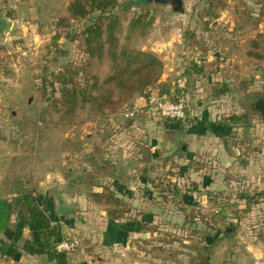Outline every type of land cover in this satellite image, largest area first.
<instances>
[{
  "label": "rangeland",
  "instance_id": "rangeland-1",
  "mask_svg": "<svg viewBox=\"0 0 264 264\" xmlns=\"http://www.w3.org/2000/svg\"><path fill=\"white\" fill-rule=\"evenodd\" d=\"M46 1L42 0L45 12L26 13L25 19L13 9L10 13L0 9V15L6 13V18L13 23L10 32L0 39V182L6 181V186L12 187L16 173L25 171L28 174L33 172L32 178L39 185L48 180V176L50 184H55L56 176L59 175L65 181L64 199L72 207L80 208L78 214L74 213V216L77 215L75 230L69 233L64 230L61 237L62 240L77 244L75 252L71 253L76 255L73 264H112L114 260L120 261L122 258L123 264H137L140 253L135 248H127L130 241L137 240L135 236L122 232L120 227L117 229L112 226L103 214L104 208L88 203V195L92 184L105 183L96 175L100 173L99 167L104 170L105 163L111 164V159L106 155L112 152L115 157L119 156V170L121 167L128 170L127 182L135 176L136 171L141 174L144 168H154V177L169 178L164 163L148 160L146 150L157 146L156 152L161 156L165 154L163 130L158 139L152 128L156 123L171 121L154 118L146 113V109H136L134 116L128 115L129 110L135 109V99L141 96H136L131 103L116 112L106 110L102 115L91 103H87L74 116L68 115L60 101L62 84L56 77L68 71L75 72V83L86 91L91 89L96 80L103 84L112 72L109 45L105 46L102 58H91L87 53L83 33L96 22L99 13L85 20L70 21L67 28H59L61 19H69L68 7L74 0ZM67 2L69 5L65 8ZM118 3L119 7L113 14L120 19V28L116 33L119 51L130 48L153 53L160 59L153 50L155 45L175 40L176 47L173 45L170 51L173 55L177 58L193 56L188 65L190 73L197 66L195 60L217 54L219 66L208 68L214 73L217 69V76L209 77V80L206 78L205 84L217 86L212 89L215 92L224 84L231 90V83L243 92L240 96L233 92L234 101L230 100L225 107H218L216 119L248 114L250 124L256 127L258 134L256 142L251 139L252 147H249L243 144L246 135L242 131L238 138L231 130L224 132L217 127L216 132H212L206 129L205 134L210 137L209 147L213 151L205 153L199 165H194L193 169L202 170L206 177L213 179V184L207 192L196 190V193L192 191L189 194L194 204L188 203L192 204L188 211L200 218V228L196 235L183 233L182 223H174L180 208H177L176 202H171V199L167 203L159 200L157 192L146 196L148 201L144 213L133 212L132 218L136 216L151 222L158 231L155 235H145L141 246L145 251L142 264H220L223 259H232L233 239L225 233L230 234L234 230L235 238L240 240V236L246 241L254 227L249 214H264V202L256 205L242 199V196H253L254 192L264 190L263 117L260 112L252 109L253 104L264 98V60L248 55L254 52L264 56V0H221L220 4L215 1L213 5L210 0H181L178 3L180 5L173 0H118ZM175 6L182 7L183 13L175 12ZM47 10L52 12L48 13ZM209 14H216L218 18ZM140 17L146 23L151 22V27L145 35L140 31L130 35V24ZM220 21H235L236 27L217 30L214 23ZM207 22L209 26L205 24ZM259 23H263L262 28ZM240 24L246 26L241 28ZM58 34L61 39L58 47H55L54 38ZM107 38L105 33L103 41ZM238 42L242 43L237 55L239 70L237 66L234 69L233 63L227 58L232 55ZM254 42L259 47H254ZM254 62H258V68L254 67ZM240 74H244V77H240ZM178 77L174 79L175 92L178 81L188 79L185 74ZM159 83L152 90L156 89L157 94L162 92L171 96L173 87L163 88L161 85L160 88ZM247 88L250 93L244 92ZM246 140L248 142V138ZM239 142L241 156L236 157L239 165L243 167V164H248L251 156L256 153L257 165L254 163V167L258 178H252L253 175L249 178L247 174L242 177L233 171V148ZM216 146L225 147V152L220 154ZM220 169H227V172ZM109 171H112L110 165ZM171 177L178 179L176 174ZM77 182L80 185H76ZM181 184H187L183 187L184 193L192 190L187 181H181ZM194 194H198V199L193 197ZM159 217L161 220L157 219ZM170 217L175 220H170ZM240 230L245 233L241 234L238 232ZM118 245L123 248L114 252L108 249L109 246Z\"/></svg>",
  "mask_w": 264,
  "mask_h": 264
},
{
  "label": "crops",
  "instance_id": "crops-1",
  "mask_svg": "<svg viewBox=\"0 0 264 264\" xmlns=\"http://www.w3.org/2000/svg\"><path fill=\"white\" fill-rule=\"evenodd\" d=\"M44 1V0H43ZM46 1V0H45ZM48 3V1H46ZM69 5V2L65 4V8H67ZM41 6L43 8H41ZM0 9H3L10 13V11L15 10L17 11V14L24 18V16L27 14L30 15V13H34L35 11L38 12H45L46 7L43 6L42 0H0ZM37 9V10H35ZM48 9V8H47ZM48 13L52 12V10H47ZM23 15V16H22ZM25 22V21H24ZM263 23H264V17H263ZM259 23V27L262 28V24ZM236 27V22L233 21H220L219 23H214L215 29H231V27ZM241 28H243L244 24L239 25ZM241 34V33H239ZM225 41L226 38H223ZM177 42V41H176ZM175 40L168 42L167 44H156L153 48L154 52L158 53L160 59L165 65V71L164 75L162 77V80L159 83V87L161 88V85L163 88H171V95L173 93H176L173 91L175 89V82L174 79L178 76H181L182 74H185V76L188 78V97H189V104H188V112H187V119L182 122V125L174 124V123H156L154 124L153 133L157 136L158 139H160V134L163 132L166 139V147L168 142L172 138V133L174 132H182L183 133V146L186 147V150L180 151L177 154H175L171 158H166V148H165V154L161 156L160 153L157 151V146H153L151 149L146 150L147 159L152 161L153 163H160L163 162L166 166L169 174V178L166 176L162 177H154L152 175L154 174V168H144L141 171V174L136 171V174L133 178L129 180V182L126 181L128 170L126 168L121 167V171L118 168L119 166V156H114L113 152L109 155H106L109 159H111L109 163H105L104 170L100 169V173L96 175V177L100 180H104L103 185H109L111 186L112 190L116 192V195L124 201L125 204H127L128 209H130V212L121 220L119 221H111L104 208V215L106 219L111 223L112 226L118 229L120 227L121 231L131 235L135 236L136 241H130L127 244L128 249L135 248L136 252L140 253L138 255V261L137 264H142L144 262V248L141 247L144 244L145 235L149 234L155 235L156 233H146L142 230V223H149L142 220L140 217H133L132 213L137 212L139 214H143L144 207L146 205L147 195H151L152 192H157L159 197V200H163L166 203L169 202L168 200L171 199V202H176V206L178 208V215L176 216L177 221L174 223H182L184 224L186 220V215L184 212L180 211L181 208L189 209L192 208L193 198L189 196V194L184 193L183 187H186L187 184H181V181H186L189 183L190 188L193 185L195 188L197 187V190L202 191H208L209 188L213 184V179L209 178V176L206 177L205 174H203V171L198 169H193L194 165H199L202 156L205 153H210V151H213V148L209 147V140L210 137L206 136L205 131L208 129L209 131L216 132L217 129V123L220 122L222 119L218 118L216 119L217 115V108L220 106H227L230 102V100L234 101L235 96L232 94L233 92L240 96L243 91L236 89L233 87V85L230 83L231 90H228L229 87L224 84L219 90H214L217 86H207L205 84L206 78L209 80V77H216L217 69L214 73L211 69H208L210 66H214L217 68L219 65H217V54H211L210 56H202L198 54L197 56L201 57V64L202 66H195L194 70L189 72L188 65L190 57H193L190 55L188 58H177L176 55H173L170 51L171 48L176 47ZM242 48V43H237L236 47H234L232 51V55L230 57H227L229 61L233 63V68L239 70V57L237 56ZM228 55L230 54V51L228 50ZM195 57V56H194ZM254 67L258 68V62H254ZM197 67V68H196ZM211 70V71H210ZM221 75V74H218ZM240 77H244V74H240ZM221 77V76H220ZM179 78V77H178ZM223 79L225 77H222ZM157 87V88H159ZM208 87V88H207ZM210 87V88H209ZM212 87V88H211ZM214 87V88H213ZM159 88V90H160ZM250 89H245L244 92L250 93ZM161 91V90H160ZM152 92L156 93V89L152 90ZM230 93V94H229ZM160 94H163L160 92ZM232 94V95H231ZM244 94V93H243ZM165 95V94H163ZM148 107V100L144 97H137L134 101L133 108L138 110H143ZM229 116H224L225 118H228ZM263 117V116H262ZM144 121H147L143 119ZM263 126H264V117H263ZM163 130V131H162ZM162 131V132H160ZM234 136H238V138L241 136V133L244 132V136L248 138V142L245 138L243 144H248L249 147H252L251 145V139H253L254 142L258 139V134L255 126H251V128L246 131L243 128H235L234 130ZM242 131V132H241ZM211 135V133H210ZM216 148H218L216 146ZM225 147H219L218 152H225ZM264 151V148H262ZM233 161H232V169L234 172L239 173L240 175L247 174L250 178L251 175L252 178H258L257 174L255 173V164L256 163V153H254L253 156L249 159V163L243 164V167L239 165V159H236V157L241 156V142H239V145L237 147L233 148ZM91 157H94L93 155ZM222 158L225 160V156L223 155ZM81 160V158H78ZM112 159H115L114 161ZM122 160V158H121ZM144 161V159L142 160ZM147 161V160H146ZM251 161V163H250ZM107 162V161H106ZM149 162V161H147ZM255 163V164H254ZM109 165L112 166V171H109ZM247 167H244L246 166ZM250 165V166H248ZM153 166V165H152ZM154 167V166H153ZM246 168V169H245ZM228 169V168H227ZM227 169H220V171H224V173L227 172ZM217 173H221L217 171ZM15 175V173H12ZM28 172L22 171L16 173V177H23L25 178H32L34 173L28 174ZM167 174V175H168ZM178 179L174 180L171 176H175ZM152 177V178H151ZM48 180L44 182H40V185L36 183L34 180V183H36L37 187V193L41 197V207L42 210L47 214V216L50 218L52 225L57 226L60 229V234L64 233V230L66 232H71L72 229L75 230L76 224V216L75 214H70L67 216H59L56 213L57 206L61 204L62 202H66L68 205H70V202L66 199H64V193H63V186L65 181L62 177L56 176L57 182L55 184H50L49 176L47 177ZM167 178V179H165ZM168 180V181H167ZM0 181H1V171H0ZM161 184H164L165 186H161ZM76 185H80V182H77ZM166 185H169L171 187H175L179 190V197L174 196H168V193H164L163 189H165ZM259 187V186H255ZM92 190L96 193H101L102 188L97 186L91 187ZM263 192H254L255 196L256 194H259L260 197L255 198L254 204L258 205L261 202H264V190ZM196 193V192H194ZM191 194V193H190ZM167 195V199L165 197ZM250 197H253L249 195ZM0 198H6L9 200L10 203H13L17 200V195L14 194L12 187L6 186L5 182H0ZM179 199L176 201L175 199ZM157 199V201H158ZM88 203H93L90 199H88ZM20 202V201H19ZM188 203H192L188 205ZM95 204V203H93ZM97 205V204H95ZM72 206V205H70ZM101 207L100 205H97ZM78 208V212L80 211V208ZM23 209L22 216L16 220V214L17 212ZM14 215L12 217V220L10 222L9 227L5 230L0 232V264H55L53 262L49 261L48 256L41 250V245L39 244V239L37 238V234L35 233L32 225H28V216L25 212L24 208L22 206L15 207L14 208ZM189 212V211H188ZM130 215V216H129ZM158 220H161L160 217L157 218ZM172 217H170V220ZM169 220V221H170ZM172 220H175L172 219ZM249 220L253 223V230L249 232V236H247V240L244 241L240 236V240L235 238L234 230L231 233V236L233 239V252H232V259L227 258L226 260H222L220 264H257L260 261H264V228L261 229V227L264 226V214L262 216H259L258 213H250L249 214ZM125 224V225H124ZM260 227V228H259ZM133 228H136L134 230ZM178 228V227H175ZM158 231V229H157ZM241 234L245 233L243 231H238ZM245 236V235H244ZM140 239V240H139ZM63 241V240H62ZM119 248H123L122 245L118 246H109L108 249L112 250H118ZM111 252V251H110ZM120 252H122L120 250ZM76 257L74 254H68L69 262L68 264H73V259ZM112 264H123V258L118 261V259L114 260ZM219 264V262H218Z\"/></svg>",
  "mask_w": 264,
  "mask_h": 264
},
{
  "label": "trees",
  "instance_id": "trees-1",
  "mask_svg": "<svg viewBox=\"0 0 264 264\" xmlns=\"http://www.w3.org/2000/svg\"><path fill=\"white\" fill-rule=\"evenodd\" d=\"M215 1L218 4L221 3V0H210V4L213 5ZM118 7V0H74L68 7L69 19H61L58 24L59 28H67L70 26V21L85 20L99 13L96 22L83 33L87 53L91 58L96 56L102 58L105 54V46L109 45L108 53L112 61L111 74L108 75L103 84H100L98 80L94 81L89 91L80 89L77 86L74 81L75 72L68 71L56 77L57 81L62 84L60 101L66 108V113L70 116H74L76 111L87 103H91L95 110L103 115L106 110L118 111L125 104L131 103L136 96L148 99L152 93V88L159 83L163 76L164 65L155 54L130 48L119 51V40L116 33L120 28V19L113 14V11ZM209 15H212L215 19L218 18L216 14ZM105 23H107L106 26ZM205 24L210 25L208 22ZM151 25V22L146 23L143 17H140L130 24V35L137 31L145 35ZM105 33H107L108 38L103 41ZM60 39L61 35H56L54 38L55 47H58ZM253 46L259 47L256 42L253 43ZM248 55L257 60H264V56L254 52H250ZM170 123L182 125V122L178 121H171ZM217 127L224 132L233 131L239 127L248 131L251 128L250 115L230 116L218 122ZM97 185L102 188V192L96 193L91 190L88 198L93 203L104 207L111 221L123 219L130 212L127 204L116 195V192L108 184H92V187ZM161 186L165 185L161 184ZM191 189L187 194L196 191L197 187L195 188L193 185ZM12 190L17 195V200L20 203L17 206L16 201L10 203L8 199L0 198V232L9 227L15 213L14 208L22 206L28 216L27 224L32 225L31 227L37 234L39 244L42 247L41 250L48 256L49 261L55 264H68V254L57 251V246L62 241L60 229L52 225L50 218L42 210L41 197L37 193L36 183L31 178L24 179L19 176L13 182ZM163 192L168 193V196L179 197L180 195L177 188L169 185H166ZM257 197H260V195L242 196V199L252 203ZM180 211L186 215L181 231L196 235L200 228L198 222L200 218H196L187 209L181 208ZM142 230L152 234L157 232V228L151 222L142 223ZM225 235L231 236L232 234L225 233Z\"/></svg>",
  "mask_w": 264,
  "mask_h": 264
},
{
  "label": "built area",
  "instance_id": "built-area-1",
  "mask_svg": "<svg viewBox=\"0 0 264 264\" xmlns=\"http://www.w3.org/2000/svg\"><path fill=\"white\" fill-rule=\"evenodd\" d=\"M197 66H201V60H195ZM188 80L182 78L177 83V91L174 95L167 96L152 92L148 100L146 113L154 118L168 121L184 122L187 119L188 112V96H187ZM135 110H129L130 116L135 115ZM195 199H198V194H194ZM76 243L61 241L57 246V251L61 253L71 254L76 250ZM257 264H264L260 261Z\"/></svg>",
  "mask_w": 264,
  "mask_h": 264
},
{
  "label": "water",
  "instance_id": "water-1",
  "mask_svg": "<svg viewBox=\"0 0 264 264\" xmlns=\"http://www.w3.org/2000/svg\"><path fill=\"white\" fill-rule=\"evenodd\" d=\"M176 4L180 3L181 0H173ZM175 4V5H176ZM180 5V4H178ZM175 12L183 13L182 7L175 6L174 8ZM12 21L6 18V13H2L0 15V39H3L11 30L12 28ZM263 117H264V110H263ZM186 150V147L183 146V133L182 132H174L172 133V138L168 142L166 147V158H171L175 154H177L180 151ZM19 201H16V205H19ZM78 211L77 207H72L68 205L66 202H62L57 206L56 213L59 216H67L73 213H76ZM23 214V209H20L16 214V220H18Z\"/></svg>",
  "mask_w": 264,
  "mask_h": 264
},
{
  "label": "flooded vegetation",
  "instance_id": "flooded-vegetation-1",
  "mask_svg": "<svg viewBox=\"0 0 264 264\" xmlns=\"http://www.w3.org/2000/svg\"><path fill=\"white\" fill-rule=\"evenodd\" d=\"M252 109L260 112L261 116H263L264 98H260L255 104H253Z\"/></svg>",
  "mask_w": 264,
  "mask_h": 264
}]
</instances>
